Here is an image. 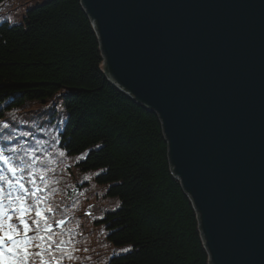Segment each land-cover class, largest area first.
<instances>
[{
  "label": "trees",
  "instance_id": "trees-1",
  "mask_svg": "<svg viewBox=\"0 0 264 264\" xmlns=\"http://www.w3.org/2000/svg\"><path fill=\"white\" fill-rule=\"evenodd\" d=\"M0 189L27 264H209L159 120L108 82L79 0H0Z\"/></svg>",
  "mask_w": 264,
  "mask_h": 264
},
{
  "label": "water",
  "instance_id": "water-1",
  "mask_svg": "<svg viewBox=\"0 0 264 264\" xmlns=\"http://www.w3.org/2000/svg\"><path fill=\"white\" fill-rule=\"evenodd\" d=\"M108 82L159 120L209 264H264V0H79Z\"/></svg>",
  "mask_w": 264,
  "mask_h": 264
},
{
  "label": "snow or ice",
  "instance_id": "snow-or-ice-1",
  "mask_svg": "<svg viewBox=\"0 0 264 264\" xmlns=\"http://www.w3.org/2000/svg\"><path fill=\"white\" fill-rule=\"evenodd\" d=\"M7 163V162H6ZM9 172L14 173V168H9ZM20 188L23 189V185H20ZM4 192L3 189H0V194ZM18 200H22V198H17ZM3 198L2 195H0V210L4 209V204L2 202ZM15 203V201H13ZM10 210L12 212L19 211L20 215L16 218L20 221V223L23 225L25 234L29 230V226L27 222L23 219L24 214L28 212V209L23 206V204L20 205L19 209L11 208V205L9 206ZM37 216H40L41 213L39 211L36 212ZM0 216H7L9 220L12 219V216L8 215L6 211H0ZM36 221H34L35 223ZM8 231H5L3 229V226L0 225V264H27V257L30 255L28 252L27 246L21 248V241L17 239L19 236V229L14 228L12 225H9ZM50 231V229H48ZM8 242H11L10 244ZM17 249H20V252L23 253V257L20 258V252L17 251ZM11 253V255H9ZM36 255H39V253H36Z\"/></svg>",
  "mask_w": 264,
  "mask_h": 264
},
{
  "label": "rangeland",
  "instance_id": "rangeland-1",
  "mask_svg": "<svg viewBox=\"0 0 264 264\" xmlns=\"http://www.w3.org/2000/svg\"><path fill=\"white\" fill-rule=\"evenodd\" d=\"M32 6H33V5H32ZM26 8H27L26 6H23V7H21V8L19 9V11L23 13L25 10H27Z\"/></svg>",
  "mask_w": 264,
  "mask_h": 264
}]
</instances>
